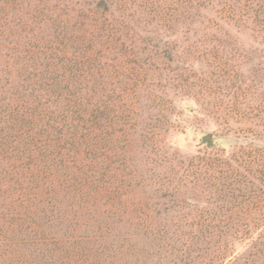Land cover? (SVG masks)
Wrapping results in <instances>:
<instances>
[{
  "label": "trees",
  "instance_id": "trees-1",
  "mask_svg": "<svg viewBox=\"0 0 264 264\" xmlns=\"http://www.w3.org/2000/svg\"><path fill=\"white\" fill-rule=\"evenodd\" d=\"M209 6L264 26V0H0L2 264H38L23 247L39 264H264V151L224 158L202 133V155L173 166L167 129L139 134L140 102L168 113L173 89L145 28ZM110 219L144 243L101 241Z\"/></svg>",
  "mask_w": 264,
  "mask_h": 264
},
{
  "label": "rangeland",
  "instance_id": "rangeland-1",
  "mask_svg": "<svg viewBox=\"0 0 264 264\" xmlns=\"http://www.w3.org/2000/svg\"><path fill=\"white\" fill-rule=\"evenodd\" d=\"M217 9L209 6L191 12L190 19L171 31L157 24L145 28L144 39L161 47L162 55L169 59L165 61L170 72L161 73L167 81L160 83L167 87L173 84V89L165 90L168 113L154 108L155 104L147 100L140 102L139 134L153 124L163 131L167 129L160 135L161 147L174 161L173 166L186 165L202 155V133L220 136L215 149L224 158L234 160L239 155L264 151V26L253 24L245 16L222 18ZM136 143L140 144L138 139ZM145 153L148 154L147 149L137 150L138 166L149 164ZM209 155L213 157V153ZM0 164L2 169L9 167L6 161ZM151 193L149 188L140 190L141 197ZM107 224L109 230L103 233L106 238L101 240L106 244L112 241L116 246L133 234L121 222L110 219ZM76 234L89 235L82 228ZM134 237L144 243L140 236ZM38 250L21 248L26 259L35 257L33 262L39 264L40 256L47 252Z\"/></svg>",
  "mask_w": 264,
  "mask_h": 264
}]
</instances>
